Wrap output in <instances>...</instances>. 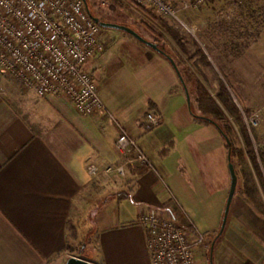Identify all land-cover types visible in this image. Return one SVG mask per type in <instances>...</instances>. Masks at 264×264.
<instances>
[{
  "label": "crops",
  "instance_id": "0c3cea01",
  "mask_svg": "<svg viewBox=\"0 0 264 264\" xmlns=\"http://www.w3.org/2000/svg\"><path fill=\"white\" fill-rule=\"evenodd\" d=\"M133 37L118 38L128 43L123 53L105 43L85 66L106 113L80 114L65 96L25 105L0 92V264H62L71 256L96 264H151L137 222L144 211L173 217L192 240L215 235L209 264H264V246L259 257L253 245V235L264 242V219L254 210L231 212L220 240L231 185L222 134L186 110L169 58ZM143 37L154 42L149 32ZM151 110L163 122L147 131ZM122 132L148 163L128 168L124 177L90 175L91 164L122 162L116 149ZM170 142L174 147L162 158L159 151ZM254 222L257 231L247 227ZM88 248H94L92 257L84 253Z\"/></svg>",
  "mask_w": 264,
  "mask_h": 264
},
{
  "label": "built area",
  "instance_id": "2783aa9c",
  "mask_svg": "<svg viewBox=\"0 0 264 264\" xmlns=\"http://www.w3.org/2000/svg\"><path fill=\"white\" fill-rule=\"evenodd\" d=\"M121 1L149 8L193 32L181 18V10L198 8L206 0H184L182 8L178 0ZM104 50V27L91 15L87 0H0V71L15 75L40 98L65 96L80 114L106 113L98 83L85 69ZM146 118L147 131L163 122L156 110ZM116 149L122 157L119 165L91 164L89 174L124 177L128 168L148 163L125 132L118 137ZM137 222L146 232L151 264H200L197 249L202 234L192 240L173 217L150 211L142 212Z\"/></svg>",
  "mask_w": 264,
  "mask_h": 264
},
{
  "label": "rangeland",
  "instance_id": "374dc122",
  "mask_svg": "<svg viewBox=\"0 0 264 264\" xmlns=\"http://www.w3.org/2000/svg\"><path fill=\"white\" fill-rule=\"evenodd\" d=\"M177 2V5L182 8L184 0ZM123 3L124 7L112 8L110 0H87L88 8L94 17L100 18L104 22L130 27L141 36H148L149 32L154 41L155 33L148 29L147 24H151L156 30L160 28L149 20L148 16L137 6L127 1H123ZM153 14L156 15L154 12ZM181 18L193 32L180 27L169 18L166 19L171 21L182 33L194 38L202 46L210 60V63H206L199 55L191 59L186 58L168 35L160 41V45L179 61L183 69L190 96V102H188L187 92L181 85V89L185 93L186 110L191 114H198L193 97L194 78L187 71L189 64L193 72L210 89L219 87L218 77L228 84L233 100L239 108L251 111L250 120L256 129L259 145L264 148V0H206L198 8L182 9ZM105 29L104 44L109 46V51L123 53L125 51L123 46H128V43L119 42L118 38L131 34L117 28ZM108 33H112V36L115 37H107ZM103 86L105 87V84ZM0 92L11 102L19 101V99L25 105L26 102H40L34 89L25 86L15 75L8 72L0 71ZM103 93L110 96L106 88ZM222 139L225 142L223 137ZM232 163L238 174V184L229 215L231 212L235 214L238 210H253L244 199V180L241 175L243 165L236 158H233ZM256 181L260 187L259 181ZM261 218L264 219L262 216ZM229 224L228 221L220 240L227 235L226 228ZM254 225L255 222L247 224V227L257 231ZM185 229L189 230L187 227ZM251 232L253 231L251 230ZM203 237V243L197 249V257L200 264H209L211 244L215 242V235L210 236V234L204 233ZM253 238V245L259 250L261 249L258 251L261 253L260 257L263 254L264 242L260 237L256 238L255 235ZM93 252L94 248L84 251L87 257H92Z\"/></svg>",
  "mask_w": 264,
  "mask_h": 264
},
{
  "label": "trees",
  "instance_id": "16d2710c",
  "mask_svg": "<svg viewBox=\"0 0 264 264\" xmlns=\"http://www.w3.org/2000/svg\"><path fill=\"white\" fill-rule=\"evenodd\" d=\"M110 3L112 8L125 6L121 0H110ZM137 7L161 29L156 30L154 26L147 24L148 29L155 33L153 43L158 45L160 52L165 57L174 61L186 87L183 69L179 61L160 45V41L168 35L188 59L199 55L204 62L210 63L208 55L194 38L182 33L171 21L154 15L149 8ZM91 15L93 16L92 13ZM187 71L194 78L195 83L193 97L198 114H193L194 119L200 123L213 124L218 128L225 139L228 154L231 156L230 161L232 162L233 158H236L243 165L241 175L244 180V199L257 214L264 217V148L259 145L256 129L250 120L251 111L239 108L233 100L228 84L221 77H218L219 87L210 89L193 72L189 64ZM151 107L154 108L153 104ZM173 147L174 143L170 142L159 151V155L162 158L166 157ZM256 180L259 181L260 187ZM73 235L76 236L75 230Z\"/></svg>",
  "mask_w": 264,
  "mask_h": 264
},
{
  "label": "water",
  "instance_id": "95a60500",
  "mask_svg": "<svg viewBox=\"0 0 264 264\" xmlns=\"http://www.w3.org/2000/svg\"><path fill=\"white\" fill-rule=\"evenodd\" d=\"M96 22L100 23L104 28H117V29H121L124 30L125 32L133 35L135 38H137L139 41L151 46L152 48H154L155 50L160 52V48L158 47L157 44L146 40L143 36L139 35L136 31H134L132 28L127 27L125 25H120L117 23H112V22H104L102 21L100 18L94 17ZM161 53V52H160ZM169 60L172 62L173 66L176 68V65L174 63V61L172 59L169 58ZM177 70V68H176ZM178 75L180 77V80L187 92V99L188 102H190V96L188 94L187 88L184 85V80L182 78V76L180 75L179 71L177 70ZM228 140V139H227ZM229 170H230V175H231V185H230V190H229V194H228V198H227V203H226V207H225V212H224V217H223V221H222V225H221V230H220V234L223 233L226 225H227V220H228V216L230 213V208H231V204L236 192V188H237V184H238V175L236 174V169L234 167V164L230 161L231 160V156L229 155ZM62 264H96L93 263L91 261L76 257V256H71L70 258H68V260Z\"/></svg>",
  "mask_w": 264,
  "mask_h": 264
}]
</instances>
